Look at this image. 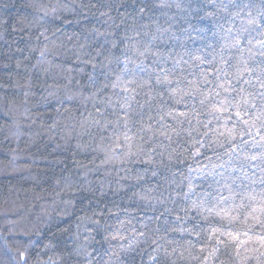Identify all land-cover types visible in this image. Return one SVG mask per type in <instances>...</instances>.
Segmentation results:
<instances>
[{"label": "trees", "instance_id": "16d2710c", "mask_svg": "<svg viewBox=\"0 0 264 264\" xmlns=\"http://www.w3.org/2000/svg\"><path fill=\"white\" fill-rule=\"evenodd\" d=\"M158 2L120 0L123 6L117 10V7L107 6L109 3L116 5L117 0H0V264H17L19 252L27 248L28 242L34 243L27 248V264H35L38 254L43 260L52 256L59 264L81 259L68 257V252L75 247L70 237L77 232L78 217L92 216L93 211L103 212L102 217H94L101 219L102 224L114 226L109 232L118 231L126 237L113 241L114 248L133 244V250L121 254L125 264H149L157 246L152 244L153 239L169 250L177 247L183 251L188 240L200 246L194 236L164 231L165 220L171 223L177 213L183 215L180 212V205L184 203L181 196L187 189L165 180V176L171 175L165 169H160V176L153 177L151 171L156 165L102 164L104 154L96 149L109 144L108 138L121 129L112 126L105 132L84 123L92 119L89 113L98 116L94 103L105 109L109 119H115L113 112L119 111L116 101L123 94L119 89L114 93L111 84L123 67L117 66L116 57L126 58V46L136 44L137 48L143 49L144 44L151 43L154 51L170 52L174 57L199 47L200 41L189 40L182 48L180 41L172 38L175 35L180 40L186 39L183 28L187 27L186 20L194 15L196 0H165L169 6L163 8L156 6ZM252 2L258 5L260 0ZM142 4L150 6L139 15ZM40 5L56 7L57 11L44 17L36 11ZM105 11L114 20L105 23L108 17L101 15ZM93 29L114 35L98 36ZM154 35L157 39L153 41ZM125 36H131L133 40L125 41ZM112 41L117 43L116 48H112ZM44 49L47 51L41 56ZM105 56L113 60L107 67H103ZM127 56L137 59L133 52H128ZM153 59L155 57L149 56L145 62L151 66ZM184 59L189 57L184 56ZM90 60L98 65L96 69L87 63ZM128 67L134 69L135 65ZM89 74L97 76L95 84L89 81ZM136 74L144 75L138 69ZM104 84L109 87L104 88ZM138 91L141 94L137 99L142 103L144 90ZM67 92L76 93L79 98L65 101L61 106L58 99ZM92 92H98L93 100L83 99ZM109 98L111 107L100 103ZM66 107L71 108L70 113L64 111ZM132 108L140 111L136 103ZM78 143L84 147L78 148ZM179 144L189 147L183 138ZM184 147H178V151H184ZM184 156L188 157L189 152L185 151ZM160 159L157 157L158 161ZM164 162L167 163V154ZM188 165L195 166L190 159L187 164L170 166L177 171L178 182L179 174L186 173ZM107 172L111 175H106ZM66 177L94 188H100L102 182L101 190L106 194L97 195V202L91 205L82 204L77 197L75 206L68 209L70 214L65 218L63 201L68 194L57 196L54 189L56 182L63 183ZM134 192L148 195L151 203L133 195ZM157 199H163L165 203L160 204ZM165 208L172 209V214L165 212L161 216L160 212ZM217 222L218 218L211 221L214 225ZM193 223L189 219L185 226L191 227ZM145 224L148 226L144 227ZM201 226L206 225L202 223ZM158 227L160 231L157 232ZM35 228L40 230L38 236ZM64 228L68 232H64ZM79 232H84L82 225ZM91 234L96 235L95 232ZM161 235L166 239L160 240ZM96 239L99 241L102 237L96 236ZM47 244L54 247L44 254ZM106 248L107 243H93L89 250ZM174 259L176 264H198L187 258V253L184 259L178 255Z\"/></svg>", "mask_w": 264, "mask_h": 264}, {"label": "snow or ice", "instance_id": "6c2138e0", "mask_svg": "<svg viewBox=\"0 0 264 264\" xmlns=\"http://www.w3.org/2000/svg\"><path fill=\"white\" fill-rule=\"evenodd\" d=\"M107 6L118 10L123 5L117 0L116 5ZM149 6L142 4L138 14L143 15ZM156 6L169 5L159 0ZM36 11L46 17L57 8L40 5ZM193 11L194 15L186 20L187 27L183 28L186 39L180 40L175 35L172 38L180 41L182 48L189 40L200 41L199 47L174 57L170 52L154 51L151 43L144 44L143 49L136 44L126 46V58L116 57L117 66L123 67L111 84L114 93L119 89L123 94H117L119 111L113 112L115 119H109L105 109L94 103L98 116L89 113L92 119L84 123L105 132L112 126L121 129L108 138L109 144L96 149L104 154L102 164L156 165L151 171L153 177L160 176V169H165L171 173L165 180L187 189L181 196L183 215L177 213L171 223L165 220L164 231L194 236L200 246L188 240L183 251L177 247L169 250L153 239L152 244L157 246L149 264H176L174 257L184 259L185 253L198 264H264V0L258 5L252 0H196ZM101 15L108 17L105 23L114 20L107 11ZM93 31L98 36L114 35L98 29ZM156 39L154 35L152 40ZM124 40L132 41L133 37L125 36ZM111 46L116 48L117 43L112 41ZM46 51H41V56ZM128 52H133L137 59L128 57ZM149 56L155 57L151 66L145 62ZM184 56L189 59L185 60ZM105 61L103 67L113 62L110 56H105ZM87 63L93 69L98 67L94 61ZM129 64H134L135 68L130 69ZM137 69L144 75L138 76ZM88 79L95 84L97 76L89 74ZM107 87L109 85L104 84V88ZM138 90H144L142 103L137 99L141 94ZM97 95L98 92H92L83 99L93 100ZM78 98V94L67 92L58 103L63 106L65 101ZM100 103L112 106L111 98ZM133 103L139 105L140 111L132 108ZM64 111L70 113L71 108L66 107ZM181 138L189 147L179 144ZM77 147L84 146L78 143ZM178 147H184V151H178ZM185 151L189 152L188 157L184 156ZM166 154L167 163L164 162ZM157 157L161 159L158 161ZM12 159L15 161L16 157ZM189 159L195 166L188 165L187 172L179 174L178 182V173L170 166L187 164ZM56 183L57 196L68 194L63 201L65 218L77 197L82 204L91 205L97 202V195L106 194L101 190L102 182L100 188L80 185L70 177ZM133 195L151 203L148 195L138 192ZM157 202L165 203L163 199ZM165 212L171 215L173 210L165 208L160 215ZM98 216L102 217L103 212L93 211L92 216L78 217L77 232L70 237L75 247L68 252V257L81 259L66 261V264H125L121 254L133 250V244L114 248L113 241L126 237L118 231L109 232L114 226L102 224L101 219L94 218ZM217 218V224L211 223ZM189 219L194 223L186 227ZM202 223L206 226L202 227ZM81 225L83 233L79 232ZM63 231L68 232V229ZM156 231H160L159 227ZM35 234H40L39 228H35ZM96 236L102 239L97 241ZM159 239L166 237L161 235ZM33 243L28 242L27 248ZM93 243H107L108 248L90 251ZM53 247L44 245V254ZM27 248L19 252L17 264H27ZM35 264H59V261L52 256L43 260L38 254Z\"/></svg>", "mask_w": 264, "mask_h": 264}, {"label": "clouds", "instance_id": "9594fccd", "mask_svg": "<svg viewBox=\"0 0 264 264\" xmlns=\"http://www.w3.org/2000/svg\"><path fill=\"white\" fill-rule=\"evenodd\" d=\"M53 227H55V225H53Z\"/></svg>", "mask_w": 264, "mask_h": 264}]
</instances>
